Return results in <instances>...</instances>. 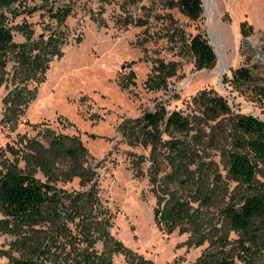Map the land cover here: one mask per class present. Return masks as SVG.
<instances>
[{
    "label": "trees",
    "instance_id": "trees-1",
    "mask_svg": "<svg viewBox=\"0 0 264 264\" xmlns=\"http://www.w3.org/2000/svg\"><path fill=\"white\" fill-rule=\"evenodd\" d=\"M142 1L97 0V10L94 15L89 13L88 19L97 28L105 27L103 5L114 4L118 12L113 19L116 28H146L150 15L140 5ZM158 1L164 9L176 8L191 21L202 14L201 0ZM24 2L0 0V126L10 131L16 129L35 100L51 62L62 57L61 49L69 41L65 20L73 5L70 1L53 8L43 0L39 9L52 23L42 25L35 34L21 22L14 29L23 42L15 43L7 16L16 18L37 10H20L18 6ZM239 26L245 36L243 24ZM183 47L193 59L195 70L213 67V50L201 34L183 39ZM159 67L156 77L146 80L149 90L162 89L164 78L171 75L167 66ZM255 80L249 68L238 67L231 72L230 85L251 89L264 103V89L252 88ZM121 128L124 137L147 151L146 156L135 157L134 165L143 172L154 198L152 218L156 227L167 233H191L193 242L189 244L207 242L198 264H237L238 254L226 245L228 232L241 235L237 245L244 249L243 241L252 245L258 236L264 241V121L233 113L223 97L202 90L184 104L182 111L155 105L124 122ZM43 141L42 145L28 140L24 153L16 154L18 162L24 164L23 170L16 167V160L1 161L0 234L9 240L7 248L0 249V257L7 259L5 264H111L110 253L117 243H105L108 222L96 216L100 209L91 198L95 173L85 160L86 152L71 138L47 135ZM211 156H217L218 162ZM36 171L43 175L44 182L34 177ZM73 178L81 188L88 185V190L66 196L55 187ZM80 196L84 199L79 200ZM66 224L75 234L65 230ZM95 234L104 242L99 252L93 248ZM14 252L18 256H13Z\"/></svg>",
    "mask_w": 264,
    "mask_h": 264
},
{
    "label": "rangeland",
    "instance_id": "rangeland-1",
    "mask_svg": "<svg viewBox=\"0 0 264 264\" xmlns=\"http://www.w3.org/2000/svg\"><path fill=\"white\" fill-rule=\"evenodd\" d=\"M24 1L18 6L20 10H37L31 15L7 16L15 43L23 42L14 29L21 22L35 34L52 23L39 9L43 0ZM45 1L53 8L73 1L65 20L69 41L61 49L62 57L51 62L45 82L38 87L35 100L16 129L0 126V165L1 161L18 162L16 154L24 153L28 140L43 145V136L47 135L74 139L86 152L87 163L94 167L91 198L100 209L96 216L108 222L105 243H117L110 253L111 264H198L207 242L189 244L193 242L191 233H167L154 224V198L143 172L134 165L135 157L146 156L147 151L124 137L121 126L155 105L182 111L184 104L202 90L223 97L231 112L264 121V103L254 92L230 85L231 72L247 67L256 78L252 88L264 89V0H201L202 14L196 21L188 20L176 8L164 9L158 0H143L140 5L150 20L141 29L116 28L113 19L118 12L114 4L103 5L105 27L97 28L88 19V14L94 15L97 10V0ZM240 24L245 36L239 31ZM197 33L213 50L215 63L210 70H195L193 59L183 47V39ZM160 64L167 66L171 75H165L162 89L149 90L146 80L156 77ZM2 95L0 88V99ZM211 158L218 162L217 156ZM16 167L23 170L24 164L19 161ZM34 177L44 182L40 172L36 171ZM55 187L66 196L88 190V185L81 188L75 178L58 182ZM64 227L74 233L70 224ZM95 237L93 248L102 251L104 242L97 234ZM239 237L238 233H227V247L238 254L236 263L264 264L263 236L252 245L243 241L245 249L237 245ZM8 240L0 234V249L7 248ZM6 262L0 257V264Z\"/></svg>",
    "mask_w": 264,
    "mask_h": 264
}]
</instances>
